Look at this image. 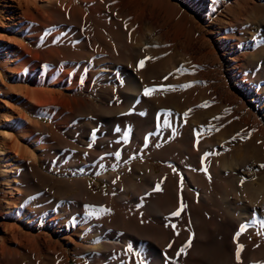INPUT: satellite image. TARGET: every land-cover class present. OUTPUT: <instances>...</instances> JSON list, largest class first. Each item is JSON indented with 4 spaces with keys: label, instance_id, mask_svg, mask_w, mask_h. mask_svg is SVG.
<instances>
[{
    "label": "rangeland",
    "instance_id": "obj_1",
    "mask_svg": "<svg viewBox=\"0 0 264 264\" xmlns=\"http://www.w3.org/2000/svg\"><path fill=\"white\" fill-rule=\"evenodd\" d=\"M99 1L101 4L96 1V5L101 8L92 0H0V41L6 44L0 52V112H9L17 121L28 124H25L26 138L21 131L11 129L12 136L7 143L12 148L18 141L22 152L29 149L37 154L34 160L18 155L17 166L9 174L15 190L20 188L21 202L18 200L13 205L19 214L16 220L8 216V207L13 201L4 196L1 185L4 179L0 176L2 264H107L101 254L91 255L84 246L88 234L97 227L109 224L105 236H112L120 229L111 224L115 214L97 211L91 215L89 203L81 196V186L76 182L87 180L93 194L114 198L109 196L112 184L104 176L127 175L126 169L134 163L147 161L161 173L164 162L148 159L146 150L137 154L147 141L158 150L162 143L166 146L179 141L183 132L208 125L205 140L215 142L217 135L226 133L227 143L230 146L232 143L220 151L219 157L234 153L237 140L241 139L243 145L255 140L261 149L259 156L263 157L257 166L264 164V130L253 121L246 126L239 123L238 98H231L226 92L224 74L214 70L218 65L212 60L230 57L215 41L222 36L223 29L215 28L211 19L219 17L227 21L225 3L219 0V7L211 12L212 0ZM119 2L122 8H118ZM127 8L130 15L124 11ZM157 35L161 36L159 42L154 41ZM141 60L143 67L139 66ZM133 80H137L141 91L138 99L126 106V101L135 94ZM18 86L49 91V102L40 107V111L47 112L41 117L44 128L34 126L33 121L30 124V118L29 122L26 120L28 112H37L25 107L27 98H21L16 91ZM146 87L157 91L145 96ZM185 113L186 126L179 128L173 119L184 117ZM207 113L217 118L216 124L211 116L209 120L207 116L206 125L198 123ZM155 132L159 134L156 136ZM180 146L187 148L191 156L197 151L191 139L182 141ZM89 150H94V157H109L103 170L99 164L90 167ZM116 152L120 153L119 157L135 155L116 162L112 159L117 157ZM177 152L178 149L176 154L181 157ZM164 173V181L152 186L145 179L134 178L126 186L117 185L115 194H124L129 200L122 206L115 203V212L124 209L128 222L133 224L131 209L136 210V204L131 199L141 183L149 185L151 191L147 192L156 193L169 186L172 176L180 189L183 185L180 169L174 166L173 171ZM157 185L161 190L154 191ZM77 200L82 203L79 205ZM172 200L179 205L180 199ZM143 214L139 218L143 219ZM252 238L264 239V230H256ZM115 250L106 254L118 260L121 253Z\"/></svg>",
    "mask_w": 264,
    "mask_h": 264
},
{
    "label": "bare ground",
    "instance_id": "obj_2",
    "mask_svg": "<svg viewBox=\"0 0 264 264\" xmlns=\"http://www.w3.org/2000/svg\"><path fill=\"white\" fill-rule=\"evenodd\" d=\"M92 1L95 2V5L96 1H98V4H101L99 0ZM120 2L118 3V8H122V3ZM222 3H225L223 8L227 14V21H223L219 17V19H215L214 17L211 19H213L212 22L215 28H217V26L222 27V36L216 38L215 41L221 47L222 52H224V54L227 53L230 57L222 59L221 61H219L217 57L214 59L215 61L212 60L218 65V68L214 70L217 74H224V82L227 87L226 92L231 94V98L235 100L238 98L240 107L237 116L239 118L241 116L239 123L242 126H246L248 122L253 121L264 130V44L261 43V40L264 39V0H221V4ZM134 4H132V6ZM218 7L219 0H212L209 6L211 12H215ZM76 8L79 10L81 7ZM128 10L129 8L124 11L127 15H130L131 13H129ZM130 10L133 11L132 8ZM147 30L153 34L151 29ZM212 32L213 30L210 31V33ZM3 36H1V38H3ZM154 38V41L157 40L159 42L161 40V36L158 35L156 37L154 36ZM175 40L176 39H174V41ZM144 42L143 39L142 43ZM186 44L188 45V43ZM5 47L6 44L0 41V52ZM127 48L130 50L129 47ZM250 51L252 52L249 54L244 53ZM106 71L110 72L112 70L106 69ZM132 78L134 79V77ZM137 80L132 81L135 86V88L133 87L135 89V94L126 101V106L129 104L132 105V103L138 99V92L141 91V89ZM129 87L132 88L131 85H129ZM16 91L21 95L22 99L27 98L25 107L34 112L40 111V109H42L40 107L47 104L49 102V97H51V95L48 96L49 91L31 89L25 86H18ZM207 116L208 120L209 116L214 118L212 113H207L198 120V123L199 121L202 123L207 122ZM226 116L227 115H225V117ZM176 117L173 120H175L174 122L178 124L179 128L187 123L188 119H186V116L180 118ZM140 119L141 118H139V120ZM216 119L217 118H214L215 124ZM26 120L28 121L29 117H26ZM25 124H27L25 121H17L9 112H0V176L4 179L1 185L3 186L4 196L6 197L8 195L12 199L10 201H13L12 203L10 202L12 206L8 207V216L14 220L19 218L18 212L14 210L13 207L17 205L18 200L20 201V188L15 190L9 180V174L12 169L17 166L15 164L18 155L21 156L24 154L27 158L34 160L37 154L34 150L29 149L22 152L23 148L18 141L14 143L12 148L7 142L12 136L10 132L11 129L21 131L23 137L26 138L27 133L25 132ZM188 124L190 125V123ZM206 124L207 123H205V125ZM185 126H183V128ZM207 127L204 126L202 129L201 126H199L196 127L197 129H188L189 131L186 133L182 131V138L179 141L176 140L178 143L172 141V143L170 142L166 146L165 143H162L158 150H154V146H151V143L147 141L137 154L144 153L145 150L148 151V159L159 160L165 163L162 169L163 171L158 173L154 164L147 161L143 164L134 163L126 169L128 170V172L126 171V173H128L127 175L111 174V176H104L103 178H107L112 184L109 196L114 198H106L102 195L96 196L93 194L87 180L76 182L78 186H81L82 195H80L89 203L87 208L91 206V208L97 210L100 208L110 209L111 213L115 214L111 224L116 228H120L116 233L111 234L112 236H105L104 233L108 229L107 226L109 224H106L107 226L104 224L106 227H97L94 231H91V233H87L89 237L85 240L84 247L89 251V254H101L103 256V261H106L107 264H120L119 262L123 264H140V261H143V264H264V239L255 241L252 238V234L256 232V230H264V168L257 166L258 161L263 158L259 156L261 149L259 145L254 142L255 140H251L243 145L240 139L235 143L236 151H234V153L219 157V153L223 148L232 146V143L231 146L230 143H227L229 135L221 132L222 134L215 137V142L205 140L204 137ZM40 128H44V126L40 125ZM197 133H199V135H197ZM156 134L157 132H155V135ZM176 139H178V137ZM187 139L193 140L194 147L197 150L195 152L193 149L194 147L191 149L195 152L192 156L190 155L191 152L188 153L187 148H180L182 141L187 142ZM144 141H146V139ZM197 141L199 142L197 143ZM177 149L179 151L177 153H179L181 157L177 156ZM173 150H175V152ZM89 151L87 162L90 164V167L92 166L94 168L95 165L99 164L103 170L109 157H94V150ZM163 151H166V153H163ZM262 151H264V148ZM205 153H210V155L205 157ZM184 154H186V156ZM134 155L135 154H131V157H112V159L116 162H124L133 158L132 156ZM77 158L79 159L81 157ZM174 166L180 169V174L183 178V185L180 189L175 185L178 181L174 183V177L172 176H170L168 180L169 186H167V184L161 191L156 193L147 192L150 189V187H148L149 185L145 186L141 183V185H138L136 190H134V197L131 199V201L136 204V210L131 209L134 211V216H131L133 219L130 218L133 224L130 225L131 222H128L129 216H126L123 212L124 209L115 212V203L122 206L126 200H129V197L124 194H115L117 185L126 186L131 182L132 178H134L141 180L145 179L147 183L152 186V184L155 185L156 183L163 182L164 172L173 171ZM205 168L207 170L206 172L203 170ZM130 172H132V174H129ZM242 179L244 181L243 184H241ZM173 198L180 199L179 205L176 206L174 204ZM81 203L79 202V205ZM181 204H183L184 207L180 215H171L180 208ZM91 208L89 207V210H91ZM129 212L130 214L132 213V211H128L127 213ZM142 213H144L143 219L139 218ZM108 214L106 213V215ZM107 218H111V216ZM241 224H247L248 227L238 239H235V234L239 230ZM173 225H175V227H173ZM189 240L191 241L190 246L188 245ZM170 244L171 247H169ZM238 244L244 246L240 253L239 261L236 260L235 255ZM129 247L132 248L131 252L128 251ZM181 247H185V252L177 256V252ZM109 250H115L117 251L116 253H121L120 256L118 255V260L116 256H111V254L108 256L106 254ZM6 254L8 255V253ZM94 258L93 256V259ZM0 264H2L1 258Z\"/></svg>",
    "mask_w": 264,
    "mask_h": 264
},
{
    "label": "snow or ice",
    "instance_id": "obj_3",
    "mask_svg": "<svg viewBox=\"0 0 264 264\" xmlns=\"http://www.w3.org/2000/svg\"><path fill=\"white\" fill-rule=\"evenodd\" d=\"M261 43L264 44V39L261 40ZM143 65H144V61L141 60V61L139 62V66H140V67H143ZM181 70H182V69H178L177 71H181ZM190 86H191V85H185L184 87H190ZM155 91H157L156 88H147V87H146V88L144 89L143 95L148 96V95H151V94H152L153 92H155ZM169 115H170V113H169ZM184 115L187 116V113H185ZM165 123H167V121H165ZM94 134H95V133H93V135H94ZM197 135H199V133H197ZM198 142H199V141H197V143H198ZM115 155H116L117 157H119L120 153H119V152H116ZM208 155H210V153H205V157H207ZM260 167H261V168H264V164L260 165ZM203 170H204L205 172L207 171L206 168L203 169ZM114 182H115V181H114ZM243 183H244V181H243V179H242V180H241V184H243ZM159 190H161V189H160L159 185H157L156 188L154 189V191H159ZM89 207L91 208V206H89ZM183 207H184V205L181 204L180 208H179L177 211L173 212L171 215H173V216H179L180 213H181V211L183 210ZM97 211H99V212H103V213H110V212H111L110 209L100 208L99 210H97V209H95V208H91V212H90V214H91V215H96V214H97ZM173 227H175V225H173ZM247 227H248L247 224H241V225H240V228H239V230L236 232L234 238H235V239H238L239 236H240L243 232L246 231ZM190 243H191V241L189 240V241H188V245H189V246H190ZM169 247H171V244L169 245ZM243 247H244V246L241 245V244H238V245H237V249H236V253H235V255H236V260H237V261L240 260V253H241ZM128 251L131 252V251H132V248L129 247V248H128ZM183 252H185V247H181V249L177 252V256H179V255H180L181 253H183ZM140 264H143V261H140Z\"/></svg>",
    "mask_w": 264,
    "mask_h": 264
},
{
    "label": "crops",
    "instance_id": "obj_4",
    "mask_svg": "<svg viewBox=\"0 0 264 264\" xmlns=\"http://www.w3.org/2000/svg\"><path fill=\"white\" fill-rule=\"evenodd\" d=\"M45 113H47L45 109L43 111H38L37 113L28 112L27 114L31 120L30 124H32V121H33V123L35 124L34 126H38V125L40 126L43 123V121L41 120V117Z\"/></svg>",
    "mask_w": 264,
    "mask_h": 264
}]
</instances>
